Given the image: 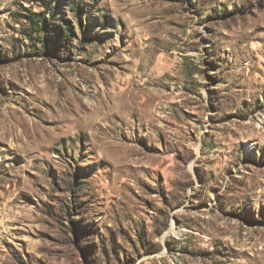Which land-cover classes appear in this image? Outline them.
<instances>
[{
    "label": "rangeland",
    "instance_id": "1",
    "mask_svg": "<svg viewBox=\"0 0 264 264\" xmlns=\"http://www.w3.org/2000/svg\"><path fill=\"white\" fill-rule=\"evenodd\" d=\"M0 264H264V0H0Z\"/></svg>",
    "mask_w": 264,
    "mask_h": 264
},
{
    "label": "trees",
    "instance_id": "2",
    "mask_svg": "<svg viewBox=\"0 0 264 264\" xmlns=\"http://www.w3.org/2000/svg\"><path fill=\"white\" fill-rule=\"evenodd\" d=\"M85 13H86V14H90V11H89V10H85ZM80 16H82V15H80ZM67 30H68L69 32H72V30H71L69 27L67 28ZM69 36H70V34H69Z\"/></svg>",
    "mask_w": 264,
    "mask_h": 264
}]
</instances>
